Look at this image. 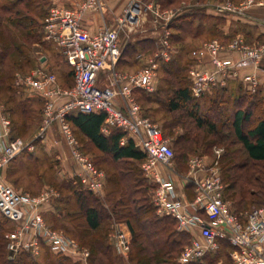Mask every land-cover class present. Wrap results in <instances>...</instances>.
Here are the masks:
<instances>
[{
    "label": "built area",
    "instance_id": "2783aa9c",
    "mask_svg": "<svg viewBox=\"0 0 264 264\" xmlns=\"http://www.w3.org/2000/svg\"><path fill=\"white\" fill-rule=\"evenodd\" d=\"M256 3L246 0L238 9L243 11ZM104 7H108L105 0H85L79 9L55 5L49 10L44 26L45 39L57 46L71 68L72 86H63L56 73L43 66L27 73H16L15 86L43 100V138L57 125L75 163L73 178L85 190L102 197L107 184L106 173L82 150L69 118L76 113L105 114L102 132L109 135L114 129L122 130L125 136L121 144L131 139L145 154L142 167L154 186L152 201L156 213L173 218L178 231L190 236L179 256L180 263L264 264V204L242 216L231 210L219 166L221 150L216 151L218 156L214 160L206 155L191 157L189 169L181 177L183 187H180L181 183L175 180L178 172L172 141L166 138L158 124L143 115L142 106L135 97L138 89L149 93L156 91L159 61L170 62L177 53L171 43L169 25L179 9L162 11L158 7L154 11V22L162 29L159 49L145 68L124 73L117 68L126 45L121 32L130 31L126 23L134 20L135 14L128 9L115 27L89 33L83 25V14ZM226 8L235 10L230 5ZM261 23L264 24V19ZM190 55L195 61L190 69L194 97L213 94L227 78L237 77L241 69L249 66H254L257 73L246 75L244 81L253 93L262 87L264 94V78L260 77V74L264 76V44L247 45L241 36L227 43L215 39L192 50ZM207 64L211 67H206ZM105 71L112 76V83L107 87L99 85L100 75ZM35 148L34 142L14 136L12 120L0 101V212L17 226L7 236L8 258L16 259L24 252L36 257L47 248L78 264H90V249L46 220V209L55 196L54 190L33 195L15 189L4 177L6 168L21 153ZM187 188L191 190V197ZM109 239L116 255L125 264H132L131 236L122 223H112ZM224 246L230 248L229 257L211 260Z\"/></svg>",
    "mask_w": 264,
    "mask_h": 264
},
{
    "label": "rangeland",
    "instance_id": "374dc122",
    "mask_svg": "<svg viewBox=\"0 0 264 264\" xmlns=\"http://www.w3.org/2000/svg\"><path fill=\"white\" fill-rule=\"evenodd\" d=\"M15 1L16 0H0V6L6 5L8 7H12ZM184 1L188 2L189 0ZM236 1L239 2V6L246 2V0ZM255 1L259 3L264 0ZM37 3V0H29L28 4L24 2L19 6L21 10L19 15L15 14L16 10L19 9L17 8L16 10L13 9V11H10L9 13L2 12L0 17V32L2 35L0 39V52H6L7 55L5 59L0 62V101L3 104L5 112L12 118L11 120L13 121L15 127L13 132L14 135L23 138L26 142H34L36 145L34 151L25 150L21 153L16 160L6 168L4 177L8 183L19 191H28L35 195H39L45 190H54L55 196L48 205V210L46 211V215H48V219L51 222L50 224L54 225V219L60 218L66 221L65 215H69L74 218L83 213V211L79 209V202L76 200V196L73 194L75 188L70 185L72 180L75 181V178H73V168L75 163L71 157L70 149L65 143L57 125V131H54V134L52 133V137L50 136V130L43 138L44 134H42V127L44 114L41 98L27 89L17 88L18 90H16L14 89L15 87H12V83L15 84L14 80L17 72L20 71L27 73L32 69L37 68L41 64L40 60L43 57L48 58L45 61L47 62V68H45L48 70H55L58 72L57 67L62 65V58L58 56V54L60 55L59 49L52 42L45 39L44 26L46 19L38 17L39 15L36 14ZM176 4L168 6L162 3L160 5V9L162 11H168L174 8L178 9L182 7V4ZM9 18H11V20H9ZM195 24L197 26V23ZM196 26L194 25L193 28H196ZM243 27L246 28L245 26ZM193 34H195V31H193L192 35ZM238 36H241L245 44L250 46H259L264 44V41L261 40H249V38L243 34ZM214 37L215 35L211 36L209 41L219 39ZM236 37L237 36L231 40ZM11 40L14 44L8 46L7 43ZM160 40L161 37L156 40V45L152 47V49H154V54L159 49ZM129 53L130 51H127L125 57H127ZM150 59L151 56H147L139 63L134 62V58H128V61L131 65H134V67L137 65L136 63H138V66L144 67L149 64L148 62ZM29 68L32 69L29 70ZM111 78L112 76L109 72H102L99 78V85L103 87L109 86L112 83ZM159 85L160 82L157 83L156 90H158ZM140 91L142 92L141 95H139V101L144 111L147 115H149L154 123L158 124L162 128L166 138H169L172 141V145L179 157L176 165L179 179H181L183 174L187 173L189 169L188 160L191 157L206 155L208 159L214 160V158L218 156L216 151L221 150L219 166L221 168L222 175L228 174V166L231 162H233L235 164H240V166L247 164L246 168L251 170V173L254 175L253 178L257 177V180H254L257 184L256 187H251V193L248 194L247 199L243 201L242 204L237 206L238 210L234 208L235 203L232 196L231 199H228L231 210L233 212L237 211L238 214L241 215L264 200V197L260 196L261 188H259V185L264 186V162L251 161L247 156L243 144L235 137L232 126L234 113L232 103L225 106L227 112L223 114L221 119H218L217 115H212L213 117H211L212 119H209V121L210 123H217V127L216 130L211 131L207 125L203 127L196 125L193 120L186 117L183 110L172 113L168 111L169 107L167 106V103L151 102L146 99L147 94H154L155 92L149 93L145 90ZM38 100L41 101L39 102ZM257 117L258 115L256 114L252 117V120L254 121ZM178 120H180L179 123H176ZM250 125L251 124L248 123L245 128L248 129ZM183 134L191 139H194L196 143L189 144L184 140L178 142L177 139ZM78 137L89 151L90 158H93L94 162L97 163V165L100 166L109 177H112L114 174H119V172L120 174H123V172H131L134 174L135 178L139 180H143L144 177L146 179V184L153 188V183L149 178H147L146 172L142 167V161L131 160L116 162L111 155L94 150L93 145L86 142L81 135H78ZM60 142L62 143L63 148L60 146ZM62 155L65 156L62 157ZM29 166L30 168L27 169ZM17 168L19 169L17 170ZM122 168L124 171H121ZM113 188L116 187L110 182H107L104 195L102 197H98L106 207L104 212L106 216L110 214L109 209L111 208L110 205H112L110 196H108V200L106 201V195L113 190ZM152 192L153 190L150 189L149 198H151V200ZM117 196L115 194V198ZM61 199H63L62 202H60ZM124 210L125 209H123V211ZM60 212L63 214L62 217L59 216ZM156 215L159 218L166 217L159 216L157 213ZM72 218L67 219V224H69ZM115 221L121 223L125 221V218L121 217L119 220L116 216L111 215L109 220H107V218H103L102 225L98 229L89 230L85 228L86 223L84 217H77V222L82 227L79 232H81V236L84 240L104 238L106 234L110 236L112 223ZM16 227V225H11L10 228H7L5 230V237L7 238L8 234L14 231ZM13 228L15 229L12 230ZM70 229L72 230L73 228L70 227ZM77 230L78 229H76V231ZM177 231L178 229L176 225L174 226L172 224H168L167 229H165L159 237L161 240L170 237L169 239L171 242L177 238ZM75 234L77 233L75 232ZM187 243V238L182 239V243L177 244V248L173 253L174 255H168L164 258L158 259L160 264H182L179 262V256ZM110 244L112 247L111 259H113V264H125L124 260L120 259L116 255L111 242ZM41 256L42 254L34 257V260H45L46 256L44 258ZM226 257H229V254L225 253V249H222L218 259H225ZM70 260V264H78L72 259Z\"/></svg>",
    "mask_w": 264,
    "mask_h": 264
},
{
    "label": "trees",
    "instance_id": "16d2710c",
    "mask_svg": "<svg viewBox=\"0 0 264 264\" xmlns=\"http://www.w3.org/2000/svg\"><path fill=\"white\" fill-rule=\"evenodd\" d=\"M160 3L171 6L176 3H181L184 0H159ZM28 4L29 0H16L12 7L6 5L0 6V17L2 12L9 13L13 9L19 8L23 3ZM177 5V4H176ZM21 12L20 8L16 10L15 14L19 15ZM202 11L196 9L192 13H186L178 19L179 23L173 26V31L171 35V43L181 42L186 39L187 36L192 35L193 31L195 33L199 30V27L193 28L194 20L198 13ZM11 20V18H9ZM173 25V24H172ZM172 29V27L170 26ZM0 32V39H1ZM233 36L222 39L223 42H228ZM218 38V37H217ZM14 42L8 41L7 45L11 46ZM156 45L155 40L151 41H139L136 44H126L124 48L123 55L121 59L125 58L127 51H130L129 55L126 57L134 58V62H140L137 55L144 54V57L152 56L154 53V47ZM148 46V47H147ZM181 47L180 51L177 52L170 62H159V73H160V85L158 90L154 94H147L146 99L151 102L157 103H167L169 107V112H178L183 110V113L187 118L193 120L196 125L203 127L205 125L212 130H216L217 123H210L209 119H212L214 114L218 116V119L223 117L226 113L225 106L232 103L234 107L233 113V132L235 137L240 143L243 144L248 158L253 162H264V102L263 99L255 96L250 99V96L244 98H238L234 96L233 93L229 92L226 87H221L216 89L213 94L206 95L202 98H196L192 95V83L189 78L190 68L193 65V60H190L187 56L192 49L188 48L184 50ZM6 52H0V62L6 57ZM136 63V64H138ZM67 65V64H66ZM68 66V65H67ZM37 67V66H36ZM34 68V67H33ZM32 69V68H31ZM29 68V70H31ZM27 70V71H29ZM26 71V72H27ZM58 76L59 82L63 86L70 87L73 85L72 71L68 66V73L66 78L60 77L57 71L53 70ZM63 79L62 81L60 80ZM12 87L16 90L17 87L12 83ZM140 89L135 91V97L140 103L139 95H141ZM250 99V100H249ZM42 100V99H41ZM41 100H38L39 102ZM232 101V102H230ZM43 104V100L41 101ZM142 106V105H141ZM258 109V110H257ZM142 113L144 116L149 117L142 107ZM258 117L253 121L252 117L255 115ZM11 118V117H10ZM12 119V118H11ZM105 114L103 113H76L69 118V122L74 129L81 146L82 150L89 155V151L86 149L85 145L80 141L78 135H81L86 142L93 145L94 150L98 152L109 154L113 159L118 161H143L145 159V154L140 151L130 139L126 144L122 145L121 140L125 136V133L120 129H114L109 135L102 132V126L104 124ZM152 120V119H151ZM180 120H178L179 123ZM250 123V127L245 128L247 124ZM13 132L15 130L12 121ZM164 133V132H163ZM14 134V133H13ZM165 135V134H164ZM16 136V135H14ZM19 137V136H18ZM186 135L180 136L177 141H185L189 144H194L196 141L194 139H189ZM174 148V147H173ZM175 150V149H174ZM176 153V151H175ZM93 161L94 159L91 158ZM179 159L176 153V161ZM16 160V159H15ZM14 160V161H15ZM13 161V162H14ZM12 162V163H13ZM11 163V164H12ZM95 163V162H94ZM96 166L102 169L95 163ZM246 165L240 166V164H235L231 162L228 166V174L222 175L223 180L226 184L225 198L234 200L235 209L238 210L237 206L242 204L251 193V187L255 186L251 170L246 168ZM26 168V167H25ZM27 167V169H29ZM19 168H17L18 170ZM121 171H124L123 168ZM106 173V172H105ZM107 176V182L114 185L113 188L107 195L110 196L109 212L107 216L104 214L105 206L95 196L92 192H89L83 188L78 180H72L71 187L75 188L73 194L76 196V200L79 202V209L83 211L80 216L85 219V228L89 230H96L102 225L103 218L109 220L111 215L120 218H125V221L121 222L128 233L131 236L132 253L130 261L132 264H160V258L165 256L174 255V251L177 248V244L182 243V239L187 238V242L190 241V236L185 233H177V238L170 242L169 238L160 239V234L167 229L168 224L176 225V221L171 217L159 218L156 215V209L153 205L151 198H149V191L151 186L146 184V179L143 180L135 178L134 174L131 172H119V174H114L112 177ZM107 186V184H106ZM261 188V197H264V186L259 185ZM106 190V188H105ZM28 192V191H26ZM33 194L32 192H30ZM115 194L117 196L115 198ZM35 195V194H33ZM192 196V195H191ZM63 199L60 200L62 202ZM264 200H262L255 207L262 206ZM120 207V208H118ZM124 207V208H122ZM122 208V209H121ZM123 209H125L123 211ZM252 209V208H251ZM237 214L238 212L235 211ZM121 215V217H120ZM241 214L240 216H242ZM62 217V212L59 213ZM77 216V217H80ZM105 216V217H104ZM48 223H51L48 219V215L45 214ZM77 217L72 218L69 215H65V219L72 218L67 224L65 220L54 219L55 224L52 225L55 229L60 230L77 240L82 246L88 247L91 251L90 264H113V259H111V244L109 242V236L106 234L104 238H96L92 240H84L82 238L81 226L77 222ZM53 222V223H54ZM15 226L16 224L8 219H6L0 212V264H70L71 260L62 255L54 254L50 252L47 248H43L41 257H45V260L39 261L34 260V257L29 253H22L17 259H9L7 253V238L5 237V230L10 228V226ZM72 227L74 231L70 229ZM13 228L12 230H14ZM76 229H78L76 231ZM11 230V231H12ZM75 232L77 234H75ZM79 234V235H78ZM187 243V244H188ZM228 247V246H226ZM225 253L227 251L225 250ZM220 254H217L211 260H220ZM117 257V256H116ZM226 259V258H225Z\"/></svg>",
    "mask_w": 264,
    "mask_h": 264
},
{
    "label": "crops",
    "instance_id": "0c3cea01",
    "mask_svg": "<svg viewBox=\"0 0 264 264\" xmlns=\"http://www.w3.org/2000/svg\"><path fill=\"white\" fill-rule=\"evenodd\" d=\"M83 1L85 0H37L38 3L36 4V14L39 15L38 17L46 19L52 6L57 5L64 8L79 9V5ZM105 2L107 3L108 7H104L103 9L95 8L88 10L83 14V25L86 27L89 33L94 34L103 28L115 27L117 23L116 21L124 16L126 10L130 9L132 13L135 14V16L134 20L126 23V29L130 31H127V33L121 32V39L123 42L134 45L139 41H156L161 36L162 29L159 26H156L154 22V11L158 9V7L160 8L161 5L159 0H105ZM180 4H182V7L178 8L179 12L173 17L169 25L172 27V29L170 28L171 31H173V26L179 23L178 19L182 17V15L186 13H192L193 11H196V9L202 12L198 13L199 15H197L195 19L192 18L194 20L193 26H196L195 23H197L196 28L199 27V30L195 34L187 36L184 41L173 42V46L177 52L181 50V47H185L183 48L184 50L188 48H193L194 50L198 46H201L205 42L209 41L213 35H215L214 38L218 37L221 41L224 38H228L230 36H233L232 38H234L235 36L241 34L246 35L249 40L264 41V24L261 23L264 19V3L253 4L248 6L243 11H239V2L236 0H189L188 2L183 1ZM228 5L232 6L235 10H227L226 6ZM58 56L62 58V65L57 67L58 74H60L61 78L65 79L68 73V66L66 65L67 63L65 62V58L61 54H58ZM137 57L140 62L145 59L144 54H138ZM153 57L154 53L152 54L151 59ZM186 57H188L190 60H193L190 53H188ZM234 57L237 58L238 55L234 54ZM46 59L48 58H41L40 61L42 65L40 64L39 66L46 67ZM194 64L195 61L193 62V65ZM144 67H140L138 64L134 67V65H131L128 59L125 57L120 60L117 68L120 72L134 73L140 71ZM206 67L210 68L211 66L207 64ZM254 73H257V70L254 66L241 69L237 77L230 76L225 80L224 84L218 88L226 87L229 89V92L233 93L234 96L238 98H248L250 96L251 99L255 96H258L259 98L263 99L264 102L262 87H260L257 92L253 93L249 89V85L244 81V77L246 75ZM260 77L264 78L262 74H260ZM61 78L60 80L62 81L63 79ZM158 82H160L159 69ZM56 129V126L51 129V137L54 134V131H57ZM60 146L63 148L61 142ZM64 156L65 155H62V157ZM175 180L181 183L180 187H183L179 176H175ZM189 189L190 188H187V194L189 197H191V190ZM223 249L227 251V254L230 251L229 247L224 246Z\"/></svg>",
    "mask_w": 264,
    "mask_h": 264
},
{
    "label": "water",
    "instance_id": "95a60500",
    "mask_svg": "<svg viewBox=\"0 0 264 264\" xmlns=\"http://www.w3.org/2000/svg\"><path fill=\"white\" fill-rule=\"evenodd\" d=\"M135 7H137V6H135Z\"/></svg>",
    "mask_w": 264,
    "mask_h": 264
}]
</instances>
